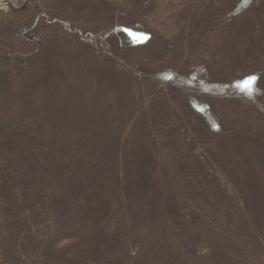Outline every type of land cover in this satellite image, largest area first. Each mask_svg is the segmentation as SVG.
Segmentation results:
<instances>
[{
	"label": "trees",
	"instance_id": "16d2710c",
	"mask_svg": "<svg viewBox=\"0 0 264 264\" xmlns=\"http://www.w3.org/2000/svg\"><path fill=\"white\" fill-rule=\"evenodd\" d=\"M28 2L0 17V264H264V0ZM59 47L100 123L70 152L68 119L27 126L66 80Z\"/></svg>",
	"mask_w": 264,
	"mask_h": 264
},
{
	"label": "rangeland",
	"instance_id": "374dc122",
	"mask_svg": "<svg viewBox=\"0 0 264 264\" xmlns=\"http://www.w3.org/2000/svg\"><path fill=\"white\" fill-rule=\"evenodd\" d=\"M23 1L26 2L28 0H2V1H0L2 3L3 7H5L3 9H0V17L3 14L4 15L8 14V13L11 12V10L16 9L19 5L23 4L22 3ZM83 12L86 13L85 10H83ZM68 39L72 40V38H70V37H68ZM68 44H70V43H68ZM93 53L94 54H92V56H94V55L97 56L96 52H93ZM56 60H57V61H55L56 62V69H59V67L62 68V70L64 72V77L66 78V80H64V82L61 84V86L58 87L53 92V95H51V97L47 99L48 101L45 102V103L49 104L48 105L49 106L48 108H50L49 112H47L45 114H44V112L42 113L41 111H40L41 113L38 112L37 116L33 117L32 122L28 121V125L27 126L31 127V128H34V127H36V125H38V124L40 125V123L42 121H44L43 118H46V117H47V120H48V125L47 126H52V127H53V125H55L57 123L58 124L62 123L63 119L64 120L68 119L67 121L63 122V125H62L63 128L62 129H64V131L61 132V138H60L61 141H60V143L57 144L56 148L58 149L59 145H61V147H63V145L65 144L67 146L68 152H70V150H75V149H77L79 147L80 141L83 142V140H82L83 125L89 126V129H91L92 128L91 125H94L96 123V121L94 120L93 117H91L90 112H88V111L86 112V111H83V109H81V106H83V102H82L83 101V96L82 97H77L78 94H76V93L82 94L83 88H81V90H80V86H76V80L78 79V75H76L74 73V71L77 70V69L73 68V64H71L70 60L68 59L67 54L65 53L64 47H59V49L57 50V59ZM33 66L38 71L39 74L42 73L44 65H43L41 59L37 58L36 61H34ZM76 73H78V72H76ZM28 74H29V71H28ZM24 81H25V79H22L21 83H19L18 86H21L20 84H24ZM18 88L19 87H17V89H16V93L17 94L20 93ZM68 91H73V93L75 91L76 92L74 94H72V101L66 100V102L68 101L67 106L69 104H70V106L66 107L65 111L63 112V114H61L60 110L62 108H61L60 102L65 99L64 98V96H65L64 94H66V92H68ZM153 92H155V91L153 90ZM37 93H38V90L36 91V94ZM157 96L159 98L163 99V97H161V95L158 94ZM90 99H91L90 100V103H91L90 106H94V104H95V106L97 107V110L98 109L101 110L102 107H106V106L108 107L110 105L111 108H112L111 110L114 111L113 107L117 106V103H118L117 96L112 97L110 99V102H104L102 105H98L97 104V101L94 99V95H93V98H90ZM174 105L177 107V111L180 113L181 116H182V113H185L186 110L190 108L189 101L180 100V98H176L175 99V104ZM249 111H250L249 112L250 116L254 115V111H252V110H249ZM102 113L104 115L103 111H102ZM83 115H84V117H83ZM92 120H94V121H92ZM44 124H46V123H44ZM96 124L100 125V123H96ZM106 124H107V122H106ZM111 127H113L115 129V131L120 128L119 125L117 124L116 120L112 122ZM95 130L97 132H99V129L94 128V131ZM32 131H33V135L35 137L36 136V131H34V130H32ZM53 132H54L53 128L49 127L47 129V132H46L47 140H49V139L51 140L52 138H55V137H53ZM90 133H92V132L90 131ZM88 137L84 138V139H86L85 146H82L81 149H82L83 152L87 151L88 155H89V152H93L95 150V148L98 149V147H96V145L94 144L95 143L94 137L91 136V135H89ZM151 137H152L151 133H146L144 131L143 136L141 137L140 141L144 140V142H146V145L149 146ZM30 139H32V138H30ZM130 146H131L130 144H127L125 149L127 150L128 147H130ZM234 148H235V146H234ZM221 153L219 152V150L215 149V154L217 156V159L220 161V163H225V159L226 158L222 157ZM83 155L84 154H82V157H83ZM95 158H96V156H95ZM55 160H56V162L53 163L52 167L53 166L54 167H57V166L60 167L59 164L57 163L58 159H55ZM84 161H85L84 168L87 169L88 168V164H90V160L84 159ZM91 161H93V160H91ZM123 162H125V159H124ZM135 162L139 163L138 159H136ZM159 162H160V160H158V163ZM98 163H101V161H99ZM225 164H227V163H225ZM156 165H157V163H156ZM58 167H57V169H59ZM257 171L259 173V176L262 177V180L258 179V182L260 183V185L264 189V175L261 174L262 172H260L261 169H259L258 165H257ZM171 174L174 175L175 172L174 173L172 172ZM245 174H246V171H245ZM214 177H215V175H212V178H214ZM223 179H224V177H223ZM90 188H92V186H90ZM92 190L95 191L93 188H92ZM86 206H87L88 209H90V207H91L89 205V202H87ZM142 207H143V205H142ZM84 211L87 212L86 209H84ZM126 211L129 212L128 209L127 210L125 209V212ZM114 218H117V217L115 216ZM164 218H166V216L164 215V213H163V216H162V212H160V210H159V212L156 215L154 224H153V226H156L155 227L156 228L155 231H157L156 233L159 236L161 234L160 231L162 230V227L165 226ZM115 221H114V219L112 220V222H113L112 225L115 224L114 223ZM250 232L256 233V236L258 235L257 232H255V230L254 231L250 230ZM161 242H162V240H159V244H161ZM261 244L263 245L262 241H261ZM153 263H154V261L152 262V264ZM202 264H207V263L203 262Z\"/></svg>",
	"mask_w": 264,
	"mask_h": 264
},
{
	"label": "snow or ice",
	"instance_id": "6c2138e0",
	"mask_svg": "<svg viewBox=\"0 0 264 264\" xmlns=\"http://www.w3.org/2000/svg\"><path fill=\"white\" fill-rule=\"evenodd\" d=\"M258 78L256 76H251L245 81V85L251 89L252 84L257 80Z\"/></svg>",
	"mask_w": 264,
	"mask_h": 264
},
{
	"label": "water",
	"instance_id": "95a60500",
	"mask_svg": "<svg viewBox=\"0 0 264 264\" xmlns=\"http://www.w3.org/2000/svg\"><path fill=\"white\" fill-rule=\"evenodd\" d=\"M33 2H34V0H30V1L27 3V5H26V6H28V5L32 4ZM25 38H26L27 40H35L34 38H32V37H29L28 35H27V36H25Z\"/></svg>",
	"mask_w": 264,
	"mask_h": 264
},
{
	"label": "crops",
	"instance_id": "0c3cea01",
	"mask_svg": "<svg viewBox=\"0 0 264 264\" xmlns=\"http://www.w3.org/2000/svg\"><path fill=\"white\" fill-rule=\"evenodd\" d=\"M0 1H2V0H0ZM3 8H5V7H3L2 3L0 2V9H3Z\"/></svg>",
	"mask_w": 264,
	"mask_h": 264
}]
</instances>
